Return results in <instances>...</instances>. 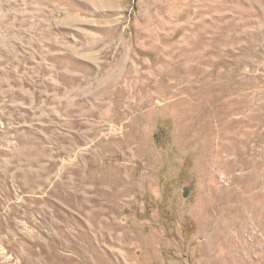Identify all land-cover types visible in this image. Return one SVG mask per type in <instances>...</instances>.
<instances>
[{"label":"rangeland","instance_id":"rangeland-1","mask_svg":"<svg viewBox=\"0 0 264 264\" xmlns=\"http://www.w3.org/2000/svg\"><path fill=\"white\" fill-rule=\"evenodd\" d=\"M0 264H264V0H0Z\"/></svg>","mask_w":264,"mask_h":264}]
</instances>
